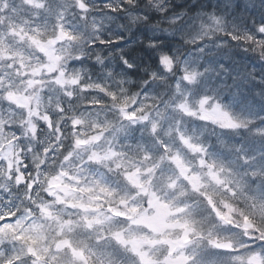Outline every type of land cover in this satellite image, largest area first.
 Instances as JSON below:
<instances>
[{"label":"snow or ice","instance_id":"6c2138e0","mask_svg":"<svg viewBox=\"0 0 264 264\" xmlns=\"http://www.w3.org/2000/svg\"><path fill=\"white\" fill-rule=\"evenodd\" d=\"M161 9L0 0V264H264V5Z\"/></svg>","mask_w":264,"mask_h":264},{"label":"clouds","instance_id":"9594fccd","mask_svg":"<svg viewBox=\"0 0 264 264\" xmlns=\"http://www.w3.org/2000/svg\"><path fill=\"white\" fill-rule=\"evenodd\" d=\"M171 0H145L146 4L159 3L163 10ZM180 2V0H177ZM203 3L207 7H214L218 9V14L227 12L226 20L231 23L234 19H241L244 15L255 14L257 19H261L260 10L261 5H264V0H255V7L250 6L249 0H203ZM137 39H142L138 36ZM180 55H184L183 50L180 51Z\"/></svg>","mask_w":264,"mask_h":264}]
</instances>
